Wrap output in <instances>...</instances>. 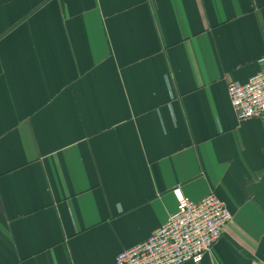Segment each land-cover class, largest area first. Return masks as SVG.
Returning a JSON list of instances; mask_svg holds the SVG:
<instances>
[{
	"label": "crops",
	"instance_id": "obj_1",
	"mask_svg": "<svg viewBox=\"0 0 264 264\" xmlns=\"http://www.w3.org/2000/svg\"><path fill=\"white\" fill-rule=\"evenodd\" d=\"M263 55L264 0H0V264H114L176 189L232 215L197 264H264V118L227 92Z\"/></svg>",
	"mask_w": 264,
	"mask_h": 264
},
{
	"label": "built area",
	"instance_id": "obj_2",
	"mask_svg": "<svg viewBox=\"0 0 264 264\" xmlns=\"http://www.w3.org/2000/svg\"><path fill=\"white\" fill-rule=\"evenodd\" d=\"M261 68L245 83L227 87L232 108L239 120L264 118V55ZM176 209L143 242L115 257L114 264H197L218 241L232 220L230 211L214 194L197 202L173 191Z\"/></svg>",
	"mask_w": 264,
	"mask_h": 264
}]
</instances>
